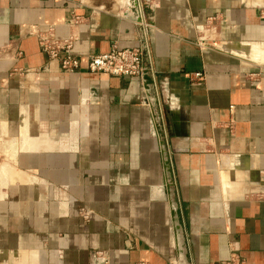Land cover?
<instances>
[{
  "label": "crops",
  "instance_id": "obj_1",
  "mask_svg": "<svg viewBox=\"0 0 264 264\" xmlns=\"http://www.w3.org/2000/svg\"><path fill=\"white\" fill-rule=\"evenodd\" d=\"M115 45L146 80L89 70ZM254 46L264 0H0V264H264Z\"/></svg>",
  "mask_w": 264,
  "mask_h": 264
},
{
  "label": "built area",
  "instance_id": "obj_2",
  "mask_svg": "<svg viewBox=\"0 0 264 264\" xmlns=\"http://www.w3.org/2000/svg\"><path fill=\"white\" fill-rule=\"evenodd\" d=\"M137 1L140 2V0ZM212 20L215 22L214 18ZM199 40L200 44L205 45L207 40L205 34L199 35ZM40 43L50 58L59 59L63 71L77 72L81 68V56L73 52L74 38L57 39L54 35V29L51 27L40 36ZM147 56L148 52L143 46L120 47L115 45L109 52L88 55V67L91 72L139 77L146 80L150 70ZM204 78V73L199 71L194 72L190 80L193 84H201ZM84 217L89 218V214H84ZM137 264L149 263L139 262Z\"/></svg>",
  "mask_w": 264,
  "mask_h": 264
},
{
  "label": "rangeland",
  "instance_id": "obj_3",
  "mask_svg": "<svg viewBox=\"0 0 264 264\" xmlns=\"http://www.w3.org/2000/svg\"><path fill=\"white\" fill-rule=\"evenodd\" d=\"M255 48H253L254 49V51H253V53H252V55H250V54H246L249 58H252V60H255V62L253 63V61H252V63L253 64H264V46L262 47V46H254ZM253 49H241V51H242V53L243 54H245V53H247L248 51L249 52H251ZM240 51V50H239ZM241 53V54H242ZM263 56V57H262ZM250 62V61H249ZM251 63V62H250Z\"/></svg>",
  "mask_w": 264,
  "mask_h": 264
},
{
  "label": "bare ground",
  "instance_id": "obj_4",
  "mask_svg": "<svg viewBox=\"0 0 264 264\" xmlns=\"http://www.w3.org/2000/svg\"><path fill=\"white\" fill-rule=\"evenodd\" d=\"M239 53H240V54L242 53L241 49H240ZM242 54H243V53H242ZM262 57H263V56H262ZM263 58H264V57H263Z\"/></svg>",
  "mask_w": 264,
  "mask_h": 264
}]
</instances>
